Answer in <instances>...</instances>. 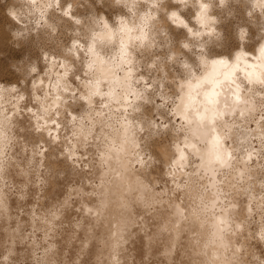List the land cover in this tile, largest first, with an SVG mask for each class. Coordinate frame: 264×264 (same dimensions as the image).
<instances>
[{
	"label": "clouds",
	"instance_id": "1",
	"mask_svg": "<svg viewBox=\"0 0 264 264\" xmlns=\"http://www.w3.org/2000/svg\"><path fill=\"white\" fill-rule=\"evenodd\" d=\"M0 264H264V0H0Z\"/></svg>",
	"mask_w": 264,
	"mask_h": 264
}]
</instances>
